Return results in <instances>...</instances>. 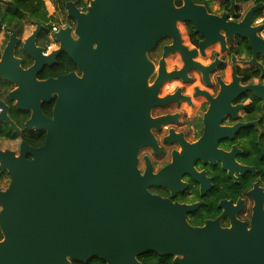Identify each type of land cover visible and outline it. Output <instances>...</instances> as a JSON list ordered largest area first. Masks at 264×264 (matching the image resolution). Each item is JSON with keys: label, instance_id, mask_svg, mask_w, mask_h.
Returning <instances> with one entry per match:
<instances>
[{"label": "flooded vegetation", "instance_id": "af4514ba", "mask_svg": "<svg viewBox=\"0 0 264 264\" xmlns=\"http://www.w3.org/2000/svg\"><path fill=\"white\" fill-rule=\"evenodd\" d=\"M82 1L84 12L90 0ZM171 3L173 11L161 21L163 35L145 51L144 61L107 71L100 60L88 59L93 68L84 73L61 54L50 68L27 75L34 59L24 43L39 24L31 48L44 55L49 23L0 12V192L10 183L8 166L32 159L29 151L44 144L42 120L53 119L56 94L42 102L30 79L42 82L67 74L80 79L84 74L82 83L69 88L78 128L82 124L88 140L114 130L119 149L132 146L127 158H134L149 195L187 210L184 221L193 228L217 222L228 229L238 221L249 229L256 210L264 221V54L254 55L249 43L251 36L264 41V9L246 20L251 7L264 3ZM66 21L75 27L73 20ZM153 24L137 20L139 30ZM106 80L115 83L107 86ZM134 260L168 263V257L150 252ZM70 264L107 263L93 257Z\"/></svg>", "mask_w": 264, "mask_h": 264}, {"label": "water", "instance_id": "95a60500", "mask_svg": "<svg viewBox=\"0 0 264 264\" xmlns=\"http://www.w3.org/2000/svg\"><path fill=\"white\" fill-rule=\"evenodd\" d=\"M64 9L75 27L54 33L57 49L39 55L31 48L41 28L37 24L24 43L34 59L27 75L50 68L61 54L83 73L93 68L88 59L100 60L107 71L144 61L145 51L163 35L164 15L173 11L171 0H90L84 12L67 1ZM262 9L263 4L251 7L246 20ZM142 18L154 24L139 30ZM249 43L254 55L264 54V41L251 36ZM84 79V74L30 79L42 102L53 93L57 98L53 119L42 120L43 146L29 151L31 160L16 159L8 166L10 183L0 192V264L85 263L93 257L134 264L135 256L148 252L173 257L171 264H264L261 211H254L249 229L238 221L228 229L217 222L190 227L184 221L187 210L148 194L134 158H127L132 146L119 149L114 130L88 140L77 125L76 102L72 112L69 89ZM113 83L106 80L107 86Z\"/></svg>", "mask_w": 264, "mask_h": 264}, {"label": "trees", "instance_id": "16d2710c", "mask_svg": "<svg viewBox=\"0 0 264 264\" xmlns=\"http://www.w3.org/2000/svg\"><path fill=\"white\" fill-rule=\"evenodd\" d=\"M72 1L75 3L77 7L84 6L82 0H56V3L60 6H63L65 2ZM254 3H264V0H251ZM0 12L5 13H23L30 17L32 20L39 21L41 23H50L57 20V18L53 17L52 15L49 16L45 4L43 0H0ZM66 18V16L64 15ZM12 17L9 18V25ZM62 64H66L67 61L64 59H60ZM153 264H162L155 263ZM171 264V258L168 257V263Z\"/></svg>", "mask_w": 264, "mask_h": 264}, {"label": "built area", "instance_id": "2783aa9c", "mask_svg": "<svg viewBox=\"0 0 264 264\" xmlns=\"http://www.w3.org/2000/svg\"><path fill=\"white\" fill-rule=\"evenodd\" d=\"M56 2V0H54ZM79 11H83L84 6L77 7ZM69 26L67 21L63 19L61 16L57 18L56 21L49 23V40L46 47L43 49V54L47 55L52 52L53 49H57L58 43L54 38V33L58 32L60 29H64Z\"/></svg>", "mask_w": 264, "mask_h": 264}, {"label": "rangeland", "instance_id": "374dc122", "mask_svg": "<svg viewBox=\"0 0 264 264\" xmlns=\"http://www.w3.org/2000/svg\"><path fill=\"white\" fill-rule=\"evenodd\" d=\"M43 1L45 4L46 11L49 16L52 15L55 18H58L59 16H61L63 19L66 20L67 17L66 18L64 17V15H66L64 5L60 6L54 0H43Z\"/></svg>", "mask_w": 264, "mask_h": 264}]
</instances>
